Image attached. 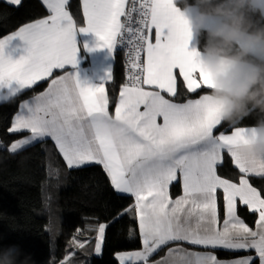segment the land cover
Listing matches in <instances>:
<instances>
[{
	"label": "snow or ice",
	"instance_id": "obj_1",
	"mask_svg": "<svg viewBox=\"0 0 264 264\" xmlns=\"http://www.w3.org/2000/svg\"><path fill=\"white\" fill-rule=\"evenodd\" d=\"M6 2L18 7L22 0ZM42 3L47 16L0 36V95L13 99L37 82L50 81L44 91L19 104L6 131L29 134L12 141L8 151L15 153L50 138L67 169L102 166L117 193L134 197V204L117 212L112 222L133 213L141 247L114 253L118 264H253L257 258L264 264V192L250 183V177L264 176V165L248 167L232 151L249 129L214 135L220 123L205 94L174 102L181 78L189 94L212 85L196 60L198 53L189 49L191 34L178 0H139L138 5L133 0L131 6L128 0H81L83 27H77L68 11L69 0ZM77 32L95 35L91 47L85 44L88 51L106 48L112 57L119 46L130 45V72L120 87L114 114L105 87L113 79L112 70H106L97 84L75 70ZM57 69L64 72L53 78ZM224 150L242 174L238 183L217 174ZM178 174L183 195L173 200L169 185ZM218 190L223 197L222 227ZM238 205L257 216L256 230L237 215ZM109 226L102 222L92 229L91 254H102ZM80 234L77 229L68 244L72 251L59 264H73L75 251L88 247L92 238L81 241ZM133 234L129 229L130 238ZM180 242L228 251L254 250L255 256L220 260L212 252L189 251ZM170 243L176 246L168 247L163 257L151 259Z\"/></svg>",
	"mask_w": 264,
	"mask_h": 264
},
{
	"label": "trees",
	"instance_id": "obj_2",
	"mask_svg": "<svg viewBox=\"0 0 264 264\" xmlns=\"http://www.w3.org/2000/svg\"><path fill=\"white\" fill-rule=\"evenodd\" d=\"M78 24L83 22L81 0H69L67 5ZM47 10L41 0H22L17 6L0 0V36L19 26L45 15ZM198 47L203 44V37H197ZM60 70L54 71L56 75ZM49 80L37 82L31 89L23 90L10 102H0V245H17L23 253L30 254L35 264H59L67 251L73 234L80 229L79 239L92 238L84 250H76L73 264H118L114 253L141 247L138 235V222L133 213H128L113 221L117 212L134 204L130 194L117 193L110 184L102 166L89 165L78 169H67L62 156L50 138L34 143L15 153L8 151V145L27 132L8 134L12 116L19 104L32 95L44 90ZM125 82L121 53L117 51L114 65V79L108 84L110 108L113 109L120 85ZM209 88L189 94L178 81L179 99L197 96ZM256 123L255 114L240 121V126ZM233 127L220 123L214 132H228ZM57 170L58 174H57ZM217 173L233 181H239L242 175L236 168L230 155L224 151L222 163L217 166ZM251 183L264 192V176L250 177ZM171 192H181L180 182L174 181ZM218 214H223L222 190H218ZM238 215L248 224L254 225L257 216L249 212L246 206L238 205ZM109 223L102 254L92 253L95 231L98 223ZM129 229L134 230L133 238ZM194 246V245H193ZM161 248L152 257L161 254ZM213 249V248H211ZM219 257L230 258L253 250L228 251L213 249ZM253 264H259L255 259Z\"/></svg>",
	"mask_w": 264,
	"mask_h": 264
},
{
	"label": "clouds",
	"instance_id": "obj_3",
	"mask_svg": "<svg viewBox=\"0 0 264 264\" xmlns=\"http://www.w3.org/2000/svg\"><path fill=\"white\" fill-rule=\"evenodd\" d=\"M178 7L190 38L203 37V44L193 49L212 81L205 95L219 123L240 128L242 119L256 116L232 151L248 167L264 165V0H178ZM11 99L0 95V102ZM0 264L35 262L17 245H0Z\"/></svg>",
	"mask_w": 264,
	"mask_h": 264
},
{
	"label": "crops",
	"instance_id": "obj_4",
	"mask_svg": "<svg viewBox=\"0 0 264 264\" xmlns=\"http://www.w3.org/2000/svg\"><path fill=\"white\" fill-rule=\"evenodd\" d=\"M42 1V0H41ZM43 4V3H42ZM44 6V5H43ZM82 7V6H81ZM44 8L47 10V8L44 6ZM68 11L70 12V14L72 15L71 11L69 10V8L67 7ZM82 13H83V10H82ZM49 13H48V10H47V13L45 15H43L42 17L40 18H43L45 16H47ZM73 16V15H72ZM38 18V19H40ZM73 19L74 21L76 22L74 16H73ZM36 20V19H35ZM34 21V20H33ZM31 22V21H30ZM28 23V22H27ZM77 23V22H76ZM85 26L84 25V20L82 22V24H78L77 23V27H83ZM17 29V28H16ZM15 29V30H16ZM14 31V30H13ZM12 32V31H11ZM11 32L7 33V34H10ZM76 41H77V47H78V53H77V66H76V71H78V74L81 78H87L91 83L93 84H97V83H100L101 82V79L103 78V76L105 75V71L108 70V69H111L112 70V73H113V79H114V65H115V62H116V56H117V50L114 52L113 54V57L112 55L108 52V50L106 48H93L92 51H88V49L85 47V44H87L89 47H91L95 40H96V37L94 34L92 33H80V32H77L76 34ZM152 41L154 42V30H153V34H152ZM198 47V44H197V37L196 36H193L190 38V41H189V49H193V47ZM66 67H71V66H66ZM58 70V69H57ZM66 70H70V69H66ZM56 71V70H54ZM64 72V70H60L58 73H56V75H53V78L55 76H58V75H62ZM112 79V80H113ZM111 80V81H112ZM111 81H108L105 85L106 87V91L108 93V96H109V91H108V84L111 82ZM50 82V81H49ZM48 82V83H49ZM125 82H123L122 84H124ZM121 84V85H122ZM120 85V87H121ZM45 90V89H44ZM42 90V91H44ZM40 91V92H42ZM119 91H120V88H119ZM40 92L36 93V94H39ZM208 91H205V92H201L200 94H198L197 96H188V97H185L184 99H179L177 97L174 98V102H177V103H184L186 102L188 99H198L200 95L202 94H206ZM34 94V95H36ZM32 95L31 97L27 98V99H24V100H31V98L34 96ZM166 95V94H165ZM118 98H119V92H118V96H117V99H116V102L118 101ZM166 98L167 95H166ZM23 100V101H24ZM110 101V100H109ZM115 102V103H116ZM114 108H115V105L113 107V109L110 108V113L114 114ZM143 109V106H141V110ZM19 110V108H18ZM17 110V111H18ZM16 111V112H17ZM157 122L158 123H162V117H158L157 118ZM241 127H247V126H241ZM234 128L231 130L233 131ZM231 131H228V132H218V133H215L214 132V135H220L221 133L223 134H231ZM29 133H26L25 135H23L22 137L20 138H23L24 136H27ZM19 138V139H20ZM226 151V150H224ZM223 151V152H224ZM222 152V154H223ZM218 174V173H217ZM219 175V174H218ZM221 176V175H220ZM222 178H226L224 176H221ZM226 179H229V178H226ZM179 182H180V189H181V192L175 196L172 194L171 192V185L172 182L170 185H169V195H170V198L175 200L177 197L179 196H182L183 195V185H182V180L180 179L179 177V174H178V179H177ZM176 180V181H177ZM233 181V180H232ZM233 182H237L238 181H233ZM251 183V182H250ZM252 184V183H251ZM253 185V184H252ZM254 186V185H253ZM256 187V186H254ZM258 189V188H257ZM259 190V189H258ZM217 208H218V203H217ZM240 217V216H239ZM241 218V217H240ZM223 219L224 217L221 219L219 214H218V222H219V226H223ZM243 219V218H241ZM257 219V218H256ZM244 220V219H243ZM244 222L250 227L252 228L253 230L255 229L256 227V224L254 225H250L248 224L245 220ZM181 243V246L188 249L189 251H193V252H212L215 256H217L218 259L220 260H234V259H238V258H241V257H245V256H255V252L253 250L252 253H245V254H241V255H238V256H235V257H230V258H222V257H219L216 252L211 249L210 247L209 248H205L203 246H193V245H189L187 244L186 242H180ZM176 244L175 243H170L169 245L165 246V247H162V248H166L161 254L157 255L156 257H151L152 260H156V259H159L161 257H163L166 252H167V248L168 247H175ZM133 250H138V249H133ZM133 250H123V251H133ZM118 252H121V251H118Z\"/></svg>",
	"mask_w": 264,
	"mask_h": 264
},
{
	"label": "built area",
	"instance_id": "obj_5",
	"mask_svg": "<svg viewBox=\"0 0 264 264\" xmlns=\"http://www.w3.org/2000/svg\"><path fill=\"white\" fill-rule=\"evenodd\" d=\"M133 3V0H128L129 6ZM137 5L139 4V0H136ZM136 13L133 14L134 20L136 18ZM135 27V24H133ZM130 45L127 43L121 45L118 47L117 51L121 53V59H122V65H123V70H124V77H125V82L127 81L128 73L130 72V65L128 63V56L127 53L129 51Z\"/></svg>",
	"mask_w": 264,
	"mask_h": 264
},
{
	"label": "rangeland",
	"instance_id": "obj_6",
	"mask_svg": "<svg viewBox=\"0 0 264 264\" xmlns=\"http://www.w3.org/2000/svg\"><path fill=\"white\" fill-rule=\"evenodd\" d=\"M251 182V181H250ZM172 191V190H171ZM173 193V192H172ZM174 194V193H173ZM178 195V194H177ZM177 195H175V196H177ZM237 215H238V211H237ZM239 216V215H238ZM224 216H220V218L222 219ZM254 230H256V227H255V229Z\"/></svg>",
	"mask_w": 264,
	"mask_h": 264
}]
</instances>
